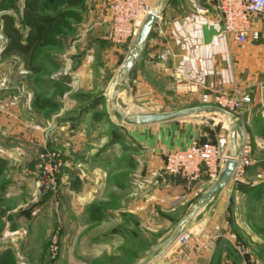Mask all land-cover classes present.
Returning a JSON list of instances; mask_svg holds the SVG:
<instances>
[{"label":"crops","instance_id":"1","mask_svg":"<svg viewBox=\"0 0 264 264\" xmlns=\"http://www.w3.org/2000/svg\"><path fill=\"white\" fill-rule=\"evenodd\" d=\"M87 1L96 8L88 27L92 49L87 56L106 55L112 62L128 58L127 46L112 44L107 39L110 24L109 12L102 6L104 0ZM161 1L147 0V4L154 10ZM157 10L159 19L133 66L142 86L161 97L164 93L158 89L164 78L167 89L180 103L189 106L187 108L201 105L205 88L218 80L224 83L227 92L249 97L250 102L244 104L238 121L224 116L233 122L231 128H235L227 152L239 156L244 143L248 142L251 154L243 181L231 179L187 223L186 229L191 233L188 246H179L176 238L170 240L180 227L179 222L172 234L154 245L153 254L140 262L150 258L148 264H225L229 261V247H236L238 242L264 245V239L257 233L264 228L260 222L264 215V12L253 18V27L261 33V38L238 43L231 35L223 33L214 0H168ZM3 13L0 12V17ZM0 35L3 38L2 27ZM3 46L1 41L0 57ZM167 51L168 60L162 62L159 56ZM61 67L62 71L70 72L74 66ZM75 67L76 78H62L56 83L91 92L99 79L93 73V68L98 66ZM3 68L0 66V199L13 201L18 207L27 202L35 190L36 152L44 147L46 139L34 121V90L26 96L6 94L5 84L12 83L11 88L15 85L7 76L15 70L8 72ZM83 122L76 120L72 126L66 125L58 131V135L64 131L60 140L65 144L72 142L73 131H78L75 136L78 146L65 158L60 184L69 189L71 181L74 183V188L65 191L74 200L79 237L90 226L92 231H108L98 238L122 239L125 246H131V231L141 233L166 227L159 219L158 210L170 212L187 207L184 212L187 215L214 184L202 180L188 182L165 173L161 148H184L192 140L162 137L166 134L165 129L158 126L162 123L136 124L133 128L122 126L121 134L113 140L109 127L85 129ZM88 131L89 136L85 137ZM108 241L93 242V252H86L83 260L89 259L86 257L91 254L103 253L110 245Z\"/></svg>","mask_w":264,"mask_h":264},{"label":"rangeland","instance_id":"2","mask_svg":"<svg viewBox=\"0 0 264 264\" xmlns=\"http://www.w3.org/2000/svg\"><path fill=\"white\" fill-rule=\"evenodd\" d=\"M108 1L104 0L102 6L109 11ZM89 3L90 1L87 0H43V11L50 13L61 11L67 14V18L63 25L52 34L50 43L38 49L35 61V65L40 68L38 72H31L26 69L24 61L18 56L3 57L1 55L0 57V66H4V71H12V68L15 70L14 73L7 76L8 80L15 81V85L11 88L12 83H6V94L26 96L28 92L31 95V91L34 90L36 96L34 121L37 129L43 131L46 139L44 147L36 152V185L28 201L21 205L18 204L17 207L13 201L0 199V254L8 253L10 264H137L145 259L144 257L153 254L154 245L160 239L172 234L177 223L182 222L187 216L184 213L187 211V207L170 212L158 210L159 219L163 223L165 222L164 227H166L158 231L148 230L147 232L141 231V233L139 230L131 231L133 244L131 246H125L122 239L109 240L108 236L98 238V235L106 234L108 231H92L90 226L82 234L80 233V237L77 236L73 212L74 200L65 191L74 188V183L71 181L68 186L69 189H66L60 184V179L66 156L71 155L72 151L75 152V148L78 146L75 137L78 135V131H73L75 135L71 136L72 142L69 141L68 144L60 140L64 131L59 135L58 131L66 125L72 126L76 120H84L85 129L94 128L95 130L97 128L101 130L99 126L102 128L104 126H106L105 128L109 127L110 137L116 140L121 134L122 126L133 128L137 124L135 121L126 118L132 119L137 114L151 113L152 111L163 113L189 107L180 103L179 98L167 89V80L164 78L160 82L161 88L158 89L164 95L161 96L157 90L161 96L157 97L153 90L150 89L149 91L145 86H142L137 72L133 71V67L122 78L116 104H114L115 90L128 58L112 62L111 57L106 55L87 56V52L89 53L92 49V41L89 42L87 36L88 27H91V18L96 10L94 6H89ZM23 6L24 0H0V12L12 14L17 26L22 30L23 35H26L27 30L21 22ZM108 22L110 24L109 14ZM2 26L3 22L0 20V29ZM108 35L109 32L107 39L111 42ZM1 41L5 46V35L3 38L0 35V44ZM134 44L124 45L129 48V53H131ZM129 53L127 56L130 55ZM84 62L86 63L84 64ZM61 66L74 67L69 72L62 71ZM75 66H98L93 68V73L94 77L96 75L99 79L91 92L79 91L69 85L56 83L62 78L63 80H70L74 79L75 76L77 77ZM87 72L90 73L89 70ZM199 105L194 104L192 107ZM150 107H154L156 110H150ZM242 109L244 108L242 107ZM242 109L235 114V120L238 121ZM31 110L30 106L29 111L31 112ZM81 115H86V117L82 119ZM231 123L233 124L223 114L202 112L158 126L165 129L164 133L166 134H163L162 137H174V139L177 138L182 141L188 138L202 143H215L221 138H226L225 150L227 151L231 137ZM89 133L90 131L84 136L88 137ZM99 134L102 135V131ZM50 139L51 143L48 142ZM170 150L171 148H161L165 163L166 154ZM47 153H56L62 162V167L51 190H43L39 187L38 181L42 156ZM74 155L72 156L75 157ZM166 174L169 175L170 173L167 172ZM202 181L210 182L207 179ZM211 182L214 183V181ZM260 222L264 224V215ZM183 228L191 236L189 229H186V226ZM257 233L263 240L264 228ZM95 241H108L110 245L102 251L103 253L91 254L86 257L89 259L83 260L86 252H93L91 244ZM246 245L238 242L236 247L230 246L229 261L225 264H264V245L262 243L259 246L248 243Z\"/></svg>","mask_w":264,"mask_h":264},{"label":"built area","instance_id":"3","mask_svg":"<svg viewBox=\"0 0 264 264\" xmlns=\"http://www.w3.org/2000/svg\"><path fill=\"white\" fill-rule=\"evenodd\" d=\"M107 4L111 24L108 38L117 45L135 43L146 18L153 12L147 0H109ZM214 6L221 16L223 33L231 35L238 43L257 41L261 38V33L253 27V18L264 12V0H214ZM168 53L167 51L160 54L162 62H167ZM249 102L250 98L247 96L227 92L224 83L219 80L205 88L201 94V105L221 108L226 112L225 116L233 121L235 114ZM226 146V138H221L215 143L194 140L184 148L170 150L166 154L165 169L188 182L203 179L215 182L228 160ZM250 153L251 145L244 143L232 177L235 181H243ZM40 167L39 187L51 190L62 167L61 159L56 153H47L42 156ZM184 229L182 228L176 237L179 246L189 245L190 235Z\"/></svg>","mask_w":264,"mask_h":264},{"label":"trees","instance_id":"4","mask_svg":"<svg viewBox=\"0 0 264 264\" xmlns=\"http://www.w3.org/2000/svg\"><path fill=\"white\" fill-rule=\"evenodd\" d=\"M42 5L43 0H24L21 22L27 30L26 35H23L12 14L5 12L0 17L6 37L1 55L20 57L25 68L31 72H38L40 69L35 65L38 49L50 43L52 34L67 18V14L61 11H43ZM0 264H10L8 253L0 254Z\"/></svg>","mask_w":264,"mask_h":264},{"label":"water","instance_id":"5","mask_svg":"<svg viewBox=\"0 0 264 264\" xmlns=\"http://www.w3.org/2000/svg\"><path fill=\"white\" fill-rule=\"evenodd\" d=\"M167 1L168 0H162L158 8L164 6ZM157 9H154L153 12L146 18L140 30L139 36L132 48V51L127 61L124 64L123 71L119 79V83L115 90L114 104H116V97H117V93L119 92V88L121 86L122 78L131 71L138 56L140 55L144 46L146 45L149 36L151 34V31L153 30L154 26L156 25L159 19L160 13ZM202 112H217L223 115H227L226 112L221 108L214 106L200 105L196 107L185 108L181 110H175V111L163 112V113H141L135 115L132 119L129 118L126 119L133 120L140 125H151V124L165 123L177 119L191 117ZM231 132H232V137L234 138L235 136L234 127L231 128ZM238 161H239L238 155H232L229 153L228 160L226 161L223 171L219 176V178L214 182L213 186L201 197V199L197 202V204L182 220L180 227L177 228V230L172 234L170 240L173 241L178 236L181 229L187 225V223L195 216V214L202 208V206L206 204L211 198L217 196L230 183L233 174L235 172V169L237 167ZM150 260H151L150 258H147L146 260L139 262L137 264H148Z\"/></svg>","mask_w":264,"mask_h":264}]
</instances>
